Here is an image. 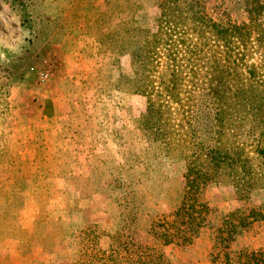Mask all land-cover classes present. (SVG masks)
I'll return each mask as SVG.
<instances>
[{
    "label": "rangeland",
    "instance_id": "1",
    "mask_svg": "<svg viewBox=\"0 0 264 264\" xmlns=\"http://www.w3.org/2000/svg\"><path fill=\"white\" fill-rule=\"evenodd\" d=\"M136 1V19L151 26L153 0ZM128 4L0 0V264H250L249 254L264 264V220L225 248L213 233L230 212L263 202L261 190L240 200L232 184L210 183L213 211L188 245L149 232L180 204L186 160L155 149L138 128L146 96L113 86V63L127 67L130 57L98 39L121 30ZM206 8L245 19L230 0ZM117 169L124 186L111 179Z\"/></svg>",
    "mask_w": 264,
    "mask_h": 264
},
{
    "label": "trees",
    "instance_id": "2",
    "mask_svg": "<svg viewBox=\"0 0 264 264\" xmlns=\"http://www.w3.org/2000/svg\"><path fill=\"white\" fill-rule=\"evenodd\" d=\"M230 1L243 8L245 19H216L206 0H153L148 26L135 17L140 3L129 0L133 15L121 30L115 26L98 39L130 57L127 67L113 63V86L146 96L138 128L155 149L186 160L180 204L170 220L149 229L163 245H188L200 234L213 211L204 197L210 183L232 184L240 200L264 194V0ZM111 179L125 184L120 169ZM47 213L40 208L39 215ZM262 220L264 201L230 212L213 231L216 244L228 247ZM7 228L22 233L19 224ZM249 255L250 264H261Z\"/></svg>",
    "mask_w": 264,
    "mask_h": 264
},
{
    "label": "built area",
    "instance_id": "3",
    "mask_svg": "<svg viewBox=\"0 0 264 264\" xmlns=\"http://www.w3.org/2000/svg\"><path fill=\"white\" fill-rule=\"evenodd\" d=\"M46 75V74H45ZM46 77H47V75H46Z\"/></svg>",
    "mask_w": 264,
    "mask_h": 264
}]
</instances>
